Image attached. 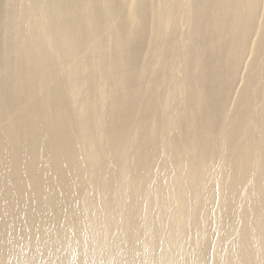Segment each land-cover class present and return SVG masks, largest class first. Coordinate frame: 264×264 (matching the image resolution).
Masks as SVG:
<instances>
[{
  "label": "bare ground",
  "instance_id": "obj_1",
  "mask_svg": "<svg viewBox=\"0 0 264 264\" xmlns=\"http://www.w3.org/2000/svg\"><path fill=\"white\" fill-rule=\"evenodd\" d=\"M0 264H264V0H0Z\"/></svg>",
  "mask_w": 264,
  "mask_h": 264
}]
</instances>
